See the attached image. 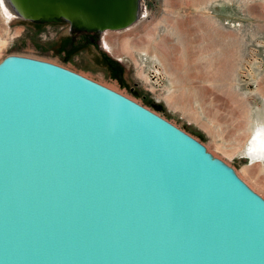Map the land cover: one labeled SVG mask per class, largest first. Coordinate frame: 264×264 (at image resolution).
Returning <instances> with one entry per match:
<instances>
[{"label": "water", "instance_id": "obj_1", "mask_svg": "<svg viewBox=\"0 0 264 264\" xmlns=\"http://www.w3.org/2000/svg\"><path fill=\"white\" fill-rule=\"evenodd\" d=\"M33 10L25 20L107 27L74 1ZM0 264H264V198L140 103L9 56L0 63Z\"/></svg>", "mask_w": 264, "mask_h": 264}, {"label": "rangeland", "instance_id": "obj_2", "mask_svg": "<svg viewBox=\"0 0 264 264\" xmlns=\"http://www.w3.org/2000/svg\"><path fill=\"white\" fill-rule=\"evenodd\" d=\"M144 8L146 17L129 36H111L113 49L101 33L93 42V32L69 22L10 23L0 16V38L6 41L0 63L9 56L33 58L113 85L196 138L239 175L251 159L241 152L229 158L217 145H235L250 113L255 124L264 116V0H144ZM130 37L151 44L162 39L167 50L127 54L119 44Z\"/></svg>", "mask_w": 264, "mask_h": 264}, {"label": "bare ground", "instance_id": "obj_3", "mask_svg": "<svg viewBox=\"0 0 264 264\" xmlns=\"http://www.w3.org/2000/svg\"><path fill=\"white\" fill-rule=\"evenodd\" d=\"M71 1L77 2L79 5L88 7L94 12L101 13L104 18V22L102 23L101 20L96 21V19L90 17V15H84V18L88 19L89 22H96L95 25L101 23L102 25L107 26L103 31H101V34L103 35L104 43L112 49L113 41L111 39V36H113V34L118 35L121 33H123V36L125 37L126 34L124 33H127L129 36L130 33L128 32L135 29L134 23L138 19H143L144 17H146L147 13L144 8V0H138L137 4H133L132 0H0V16L2 20H4V22L7 21L11 23L15 20L26 19L27 16L25 12L34 11L33 9L35 8V6L37 7L38 3L49 4L51 2L52 4L57 3L61 6H64V4H68ZM135 13L136 21L125 28L124 26L129 21H133L132 16H134ZM73 19L75 20V18ZM152 42H138L130 37L124 38L119 45L121 46L123 52L127 54H130L131 50L137 49H142L139 51L146 54L148 53L147 50H150V48L158 51L167 50V45L164 41H162V39L161 42H154L153 44H151ZM5 46L6 41L0 38V50ZM154 56L157 57V55L155 54ZM221 56H225V53H221L220 57ZM222 62L223 60L216 62L215 66L220 68ZM175 66L177 69L181 68L180 64L176 63ZM141 74L143 75V73ZM147 81L149 80L147 79ZM109 87L117 90V87L113 85H109ZM170 100L171 102H173V98H170ZM254 120H256L254 118V115L250 113L249 118L245 121L244 126H242L243 129L240 127V131H243V136L237 138L235 145L220 144L217 145V149H219L225 154V156H228L229 158H233L239 155L241 152L251 159L252 164L245 165L242 169V172H239V176L254 191L260 193L264 198V116H258L259 123L257 124H255ZM253 137L254 139L249 144L250 140ZM212 153L217 155L215 152Z\"/></svg>", "mask_w": 264, "mask_h": 264}, {"label": "flooded vegetation", "instance_id": "obj_4", "mask_svg": "<svg viewBox=\"0 0 264 264\" xmlns=\"http://www.w3.org/2000/svg\"><path fill=\"white\" fill-rule=\"evenodd\" d=\"M87 34H88V33L84 32V33H79L78 35H79V37L84 38V36H86ZM98 35H99V34H98ZM98 35H97L96 32H93V36H90V39L94 42V41H96L97 38L99 37Z\"/></svg>", "mask_w": 264, "mask_h": 264}]
</instances>
